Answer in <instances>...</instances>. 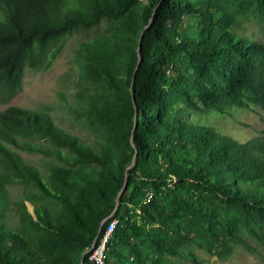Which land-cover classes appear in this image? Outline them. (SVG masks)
Masks as SVG:
<instances>
[{
  "label": "trees",
  "instance_id": "obj_1",
  "mask_svg": "<svg viewBox=\"0 0 264 264\" xmlns=\"http://www.w3.org/2000/svg\"><path fill=\"white\" fill-rule=\"evenodd\" d=\"M81 33L61 106L90 143L47 110L0 109V264H94L112 218L104 264L264 249V128L241 141L202 120L264 112V0H0V104ZM20 152L47 158L45 177Z\"/></svg>",
  "mask_w": 264,
  "mask_h": 264
},
{
  "label": "rangeland",
  "instance_id": "obj_2",
  "mask_svg": "<svg viewBox=\"0 0 264 264\" xmlns=\"http://www.w3.org/2000/svg\"><path fill=\"white\" fill-rule=\"evenodd\" d=\"M247 29H250L246 23ZM257 33V30L254 29ZM85 34H78L67 39L65 46L46 71L25 70L22 78L21 90L6 104H0V109L8 105H17L33 110H47L55 122L65 127L66 130L78 135L84 141L91 142V134L80 124L73 120V115L65 112L61 106L62 98L70 100V94L74 91L72 81L76 78V65L73 61V49ZM61 94H63L61 96ZM202 120L216 130L231 135L241 141L259 134L264 128V112L255 107L250 109L231 108L226 114L210 113ZM22 157L39 169L45 177L48 173V159L39 154L20 152ZM13 201H24L29 210L32 205L25 200L28 188L20 183H10L7 186ZM13 224L17 223L15 217H10ZM254 250L248 252L238 247L235 252L226 259H219L205 251L194 248L193 254L199 263L189 262L183 259H169L176 264H264V249L254 240H251Z\"/></svg>",
  "mask_w": 264,
  "mask_h": 264
},
{
  "label": "built area",
  "instance_id": "obj_3",
  "mask_svg": "<svg viewBox=\"0 0 264 264\" xmlns=\"http://www.w3.org/2000/svg\"><path fill=\"white\" fill-rule=\"evenodd\" d=\"M151 197V192L149 190L146 191V201H148ZM117 225V219L112 218L106 228L104 233L101 236L100 242L97 245H94L93 248L89 251L88 259L92 261L94 264H104L106 259L105 245L115 230Z\"/></svg>",
  "mask_w": 264,
  "mask_h": 264
},
{
  "label": "water",
  "instance_id": "obj_4",
  "mask_svg": "<svg viewBox=\"0 0 264 264\" xmlns=\"http://www.w3.org/2000/svg\"><path fill=\"white\" fill-rule=\"evenodd\" d=\"M138 47H139V45H138ZM131 91H132V90H131ZM131 93H132V92H131ZM132 100H133V98H132ZM134 107H135V106H134ZM132 165H133V162L130 164L129 167H131ZM129 167H128L127 169H129ZM126 181H127V175H125V180H124V182H123V185H122L121 189L119 190V192H118V194H117V196H116V199H115V206H114L113 210L111 211V213H110L107 217H105V218H103V219L101 220L100 225H99V228H98V231H97V234H99V232L101 231L104 222H106L109 218H111V217L113 216V214L116 212V210H117V208H118L119 198H120L121 194L123 193L124 188H125V186H126ZM95 242H96V239L93 240L92 246H91V248L89 249V251L93 248V246L95 245ZM81 260H82V259H81ZM80 263H81V262H80Z\"/></svg>",
  "mask_w": 264,
  "mask_h": 264
}]
</instances>
